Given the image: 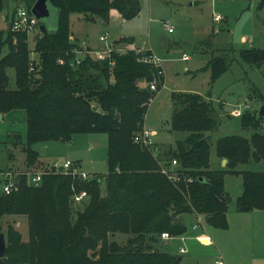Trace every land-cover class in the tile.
Here are the masks:
<instances>
[{
	"label": "trees",
	"instance_id": "obj_1",
	"mask_svg": "<svg viewBox=\"0 0 264 264\" xmlns=\"http://www.w3.org/2000/svg\"><path fill=\"white\" fill-rule=\"evenodd\" d=\"M12 1L11 18L19 2L30 11L35 0ZM48 2L56 8V28L37 31L33 45L24 32L0 29V113L23 110L26 124L25 139L19 141L25 167H19L15 177L17 189L0 193V219L24 216L27 227L24 238L12 222L6 224L0 264H181V256L159 250L154 242L162 239L161 232L184 233L183 214L201 217L200 226L226 228V173L242 178L237 211L264 210V169L238 168L250 160L264 161V133L254 130L249 137L217 138L215 154L226 159L225 168H211L206 132L221 124L218 107L200 94L178 92L173 96L170 129L185 135L163 149L144 146L133 138L142 129L155 94L149 84L158 81L159 87L162 82L161 67L141 60L149 51L111 50L103 58L86 52L79 55V63L71 64L77 53L70 39V13L79 12L86 21H108L111 12L130 19L140 10V0ZM3 5L0 0V11L8 10ZM116 40L125 43L133 38ZM239 55L258 64L264 60V48L242 47ZM208 62L213 80L230 60L215 55ZM7 68L14 70V87L9 85ZM219 106L223 108V101ZM260 116L243 113L241 125L256 127ZM97 132L107 137L103 177L81 179L63 170L46 171L39 185L26 183L21 172L48 167L33 148L36 142L70 141L75 133ZM12 157L9 150V162ZM101 178L106 185L103 194ZM81 190L86 196L75 203L74 194Z\"/></svg>",
	"mask_w": 264,
	"mask_h": 264
},
{
	"label": "rangeland",
	"instance_id": "obj_2",
	"mask_svg": "<svg viewBox=\"0 0 264 264\" xmlns=\"http://www.w3.org/2000/svg\"><path fill=\"white\" fill-rule=\"evenodd\" d=\"M4 4V7L7 4L8 10L4 9L0 14L7 13L9 21L10 10L15 3L4 0ZM140 4V10L130 19L111 12L108 21L90 22L84 21L79 12H72L69 23L73 36L70 39L80 50L79 55L88 51L97 57L95 51L102 50L101 54L105 56L111 50L135 47L142 51L150 50L158 59L162 82L148 104L144 120V127L153 131L152 141L157 149L173 146L177 139L185 135L183 131L170 129L174 93H196L210 99L213 106L218 107L221 119L218 128L206 132L211 143V168H225V164H215L220 158L215 154L217 138L227 134L249 137L254 130L264 133V111L256 127H243L240 121L243 113L256 117L264 105V60L255 64L239 55V49L250 44L264 48V0H140ZM18 6H24L23 2H19ZM48 7L49 14L43 21L48 30H54L57 25L56 8L51 3ZM213 14L220 15L221 20L213 21ZM6 27L7 22L0 20V29L5 31ZM168 27L173 31H168ZM103 33L108 35L107 44L98 39ZM122 36L132 37L133 41L119 43L116 39ZM33 42L30 39L28 43L31 46ZM100 46L103 48L99 49ZM183 55L189 58L184 59ZM215 55L227 56L230 63L223 73L212 80L208 61ZM6 71L9 85L14 87V70L7 68ZM220 101L224 103L223 108L219 106ZM235 110H239L240 114H236ZM25 133L23 110H14L0 120L2 170L6 164L7 167H25L19 142L25 139ZM106 146V134L97 132L75 133L70 141L36 142L33 148L39 151L44 163L56 161L61 165L65 159L76 160L81 171L91 177H103L107 172ZM9 150L13 152L10 162L7 159ZM238 168L264 169V161L250 160ZM1 184L0 175V193ZM105 188V181L101 178L102 194ZM224 190L229 195L226 228L207 223L194 226L189 215L183 214L186 231L170 236L165 242H162L163 239L154 242L155 247L181 256V264H217L215 260L222 261L221 264H264V210H236L235 199L242 191L240 175L226 173ZM192 216L195 222L201 221L199 216ZM8 222H12L25 238L27 227L24 216H2L0 232L4 235ZM122 237L125 240L126 236ZM179 245H183L185 252H177Z\"/></svg>",
	"mask_w": 264,
	"mask_h": 264
},
{
	"label": "built area",
	"instance_id": "obj_3",
	"mask_svg": "<svg viewBox=\"0 0 264 264\" xmlns=\"http://www.w3.org/2000/svg\"><path fill=\"white\" fill-rule=\"evenodd\" d=\"M221 18L222 17L218 14L212 15L213 21H220ZM0 20L7 22V27L5 28V31L9 30V31H14V32H24L27 35L28 41H30V39H32L34 33H36L38 31V23H39L38 19L25 6H18L15 10L13 17L9 21L6 20L5 15L1 13L0 14ZM8 23H9V25H8ZM171 30H172V28L168 27V31H171ZM98 39L100 41H105V44H107V41H108L107 33H103V34L99 35ZM103 46H100V47L103 48ZM102 48H99V49H102ZM128 48H133L136 52H142V50L140 48H135V47H124V48H121L120 51H124ZM78 52H80V50L76 49L77 55L74 57L73 60L70 61L71 64L72 63L77 64L80 62V56H79ZM86 52H88V51H85L84 53H86ZM95 52L97 53V58H103L104 57L101 54L102 50H97ZM182 58H187V56L183 55ZM141 60L144 62H150L154 65L160 66L158 59L152 54V52L150 50H149V54L143 55ZM60 62H62V60H60ZM158 88H159L158 83H156V81H152L149 84V89L153 92L157 91ZM235 113L240 114L239 110H235ZM152 135H153V131L149 128L144 127V125H143L142 129L135 133L133 139L135 142L140 143L144 146H151V145H153ZM175 164H176V160L172 159L171 165H175ZM60 170H63L64 172H69L73 176H77L81 179H88L91 177V175H89L88 173L81 171L79 169V165L77 163H75V161H72L70 159H65L61 163V165H59L58 162L54 161L52 163H48L47 169H35V170L31 169V170H27V171L24 170V172H21V173L25 174V180H26L27 184L35 186V185H39L41 178L43 176V173H45L46 171H60ZM162 170L165 171V169H162ZM19 171H20L19 168H15V169L8 168V169H5L1 172V174H2L1 191L3 193L7 194V193H10L11 191L17 189L18 182H17V179L15 177L18 173H20ZM85 196H86L85 190H81L79 192H76L74 194V197H73L74 202L79 203L80 201L83 200V198ZM198 220H201V217ZM199 222H201V221H199ZM198 224H199L198 222H195L194 226H196ZM160 236L162 238H169L170 237L168 232H161ZM177 251L179 253H183V252H185V248L183 247V245H179L177 248ZM215 262L217 264L222 263V261H220V260H215Z\"/></svg>",
	"mask_w": 264,
	"mask_h": 264
},
{
	"label": "water",
	"instance_id": "obj_4",
	"mask_svg": "<svg viewBox=\"0 0 264 264\" xmlns=\"http://www.w3.org/2000/svg\"><path fill=\"white\" fill-rule=\"evenodd\" d=\"M48 3H49L48 0H35L30 7V12L34 14L36 18L39 20L38 31L40 33H44L47 29L43 21V18H45L49 14ZM93 109H96V107L93 106ZM263 111H264V105L260 107L258 111V115H261ZM0 118H1V113H0ZM222 160H223V164H225L226 159L222 158ZM5 247H6L5 235L3 232H0V257H3L5 255Z\"/></svg>",
	"mask_w": 264,
	"mask_h": 264
},
{
	"label": "crops",
	"instance_id": "obj_5",
	"mask_svg": "<svg viewBox=\"0 0 264 264\" xmlns=\"http://www.w3.org/2000/svg\"><path fill=\"white\" fill-rule=\"evenodd\" d=\"M193 2H194V1H193ZM193 2H192V3H193ZM117 14H118V13H117ZM82 20H83V19H82ZM84 21H85V20H84ZM90 22H92V21H90ZM171 31H173V29H172ZM227 31H228V29H227ZM71 33H72V32H70V37L73 36V34H71ZM249 46H255V45L250 44ZM257 47H258V46H257ZM78 54H79V52H78ZM186 56H187V55H186ZM182 57H183V56H182ZM188 58H189V56H187V58H184V59H188ZM223 104H224V103H223ZM11 112H12V111H11ZM8 113H10V112H7V113L4 114L3 116H2V114H1V118H0V120H1L5 115H7ZM6 138L8 139L9 136H7ZM217 158H218V157H217ZM74 161H76V160H74ZM7 162H8V161H7ZM76 162H77L78 165H80L78 161H76ZM213 164H214V163H212V165H213ZM215 164L218 165V166H220V165L222 166V164H223V160L220 159V158H219V159H216ZM6 167H7V164L4 166V168H5V169L10 168V167H7V168H6ZM4 168H3V170H5ZM15 168H19V167H15ZM0 169H1V168H0ZM1 170H2V169H1ZM1 170H0V175L2 176V174H1ZM3 170H2V171H3ZM250 211H251V210H250ZM250 211H249V212H250ZM247 212H248V211H247ZM188 215H189L190 222H194V223H195V221L193 220L194 217L192 216L193 214H188ZM172 237H173V236H172ZM205 237H206V236H205ZM203 238H204V236H203ZM162 239H163L162 242H165L166 239H168V238H162ZM177 252H178V251H177Z\"/></svg>",
	"mask_w": 264,
	"mask_h": 264
}]
</instances>
